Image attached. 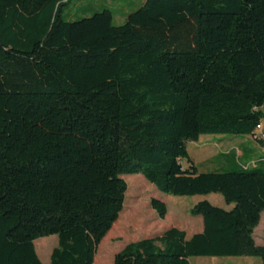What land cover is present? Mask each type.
Wrapping results in <instances>:
<instances>
[{
    "label": "trees",
    "instance_id": "trees-1",
    "mask_svg": "<svg viewBox=\"0 0 264 264\" xmlns=\"http://www.w3.org/2000/svg\"><path fill=\"white\" fill-rule=\"evenodd\" d=\"M71 1L0 0V264H41L33 243L49 236L50 264H93L128 174L234 206L198 202L200 233L171 227L114 264H264L253 239L264 157L249 168L229 151L227 168L198 173L186 150L202 135L264 130V0H144L117 27L107 9L66 21ZM151 208L164 219V203Z\"/></svg>",
    "mask_w": 264,
    "mask_h": 264
},
{
    "label": "rangeland",
    "instance_id": "rangeland-1",
    "mask_svg": "<svg viewBox=\"0 0 264 264\" xmlns=\"http://www.w3.org/2000/svg\"><path fill=\"white\" fill-rule=\"evenodd\" d=\"M144 0H72L63 9L66 21L72 22L89 18L93 14L107 9L112 14V25L122 26L127 16L138 10ZM252 141L250 136H235L230 134L202 135L195 142H187L186 150L192 159L198 173L215 172L227 168L228 161L222 154L238 151L237 157L249 168L259 166L263 157L261 146ZM241 146L248 147L252 153L241 156ZM254 154V155H253ZM220 155V156H218ZM249 156V157H248ZM231 162V160H230ZM186 167V164H182ZM126 183L125 200L117 221L96 247L93 264H114V258L127 244L143 239L159 236L171 227L182 228L189 236L195 219L191 216V208L198 202L207 201L214 207L231 210L233 204L227 205L220 194L195 195L179 197L160 192L154 185L147 182L140 174L122 175ZM155 199L165 204L166 215L160 219L151 208V200ZM258 227L255 231L256 243L264 245V211L261 213ZM34 250L41 264H50V255L57 246V237L49 236L34 241ZM189 264H260L256 257L207 258L192 257Z\"/></svg>",
    "mask_w": 264,
    "mask_h": 264
},
{
    "label": "crops",
    "instance_id": "crops-1",
    "mask_svg": "<svg viewBox=\"0 0 264 264\" xmlns=\"http://www.w3.org/2000/svg\"><path fill=\"white\" fill-rule=\"evenodd\" d=\"M258 146V145H257ZM252 150L253 149H250V148H248V147H245V146H241V156L244 158L246 155H249L250 153H252ZM235 154H236V157H237V154H238V151H236L235 152ZM254 155V154H253ZM249 157V156H248ZM260 217H261V215H260ZM261 219V218H260ZM195 221H196V223H195V226L194 227H191V230H192V232L190 233V235L188 236L187 234H186V232H185V234H186V238L188 239V238H190L191 236H193L194 234H197V233H200L201 231H202V229H203V226H202V219H201V217H200V220H198V219H195ZM258 227V226H257ZM257 227L254 229V231H253V239H254V241H255V243H256V240H255V231H256V229H257ZM179 230H182V228L180 229V228H178ZM183 231V230H182ZM257 245H258V243H256ZM259 245H261V244H259Z\"/></svg>",
    "mask_w": 264,
    "mask_h": 264
},
{
    "label": "built area",
    "instance_id": "built-area-1",
    "mask_svg": "<svg viewBox=\"0 0 264 264\" xmlns=\"http://www.w3.org/2000/svg\"><path fill=\"white\" fill-rule=\"evenodd\" d=\"M250 139L261 146V151L264 157V130L261 125L256 127V130L252 135H250ZM261 142L263 144H261Z\"/></svg>",
    "mask_w": 264,
    "mask_h": 264
}]
</instances>
